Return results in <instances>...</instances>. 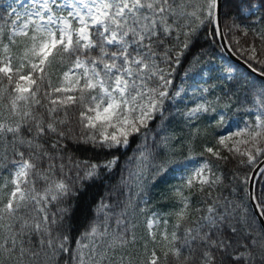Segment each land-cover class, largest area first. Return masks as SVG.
<instances>
[{
	"label": "snow or ice",
	"instance_id": "obj_1",
	"mask_svg": "<svg viewBox=\"0 0 264 264\" xmlns=\"http://www.w3.org/2000/svg\"><path fill=\"white\" fill-rule=\"evenodd\" d=\"M0 264H264V0H0Z\"/></svg>",
	"mask_w": 264,
	"mask_h": 264
},
{
	"label": "trees",
	"instance_id": "obj_2",
	"mask_svg": "<svg viewBox=\"0 0 264 264\" xmlns=\"http://www.w3.org/2000/svg\"><path fill=\"white\" fill-rule=\"evenodd\" d=\"M224 59L228 60L227 55L224 53ZM135 148V144L132 145L130 149L127 150L126 153L121 155V168L118 169L114 174L107 176L105 180L102 182H97L89 186L87 192L80 198L78 202V207L76 209L74 222L79 225L83 222L85 218V213L87 212L88 208L90 207L93 200L99 199L102 196H105L106 192L110 189L111 185H114L119 182L121 178V171L123 169H129L132 167L130 163H126L128 161V157L132 155V149ZM81 156L88 157V158H95L91 152L87 153H80ZM123 175L127 176V171L123 172ZM225 176H226V184H230L231 177H230V169H225ZM171 183H175L176 181L169 178ZM161 188L167 187V185H161ZM159 188L153 191V201L158 197ZM229 188L224 189V195H228ZM75 235V232L73 233Z\"/></svg>",
	"mask_w": 264,
	"mask_h": 264
},
{
	"label": "water",
	"instance_id": "obj_3",
	"mask_svg": "<svg viewBox=\"0 0 264 264\" xmlns=\"http://www.w3.org/2000/svg\"><path fill=\"white\" fill-rule=\"evenodd\" d=\"M226 54H227V56L229 57V59L231 61H233L234 63L236 62V58L235 57H232L230 53H226Z\"/></svg>",
	"mask_w": 264,
	"mask_h": 264
}]
</instances>
